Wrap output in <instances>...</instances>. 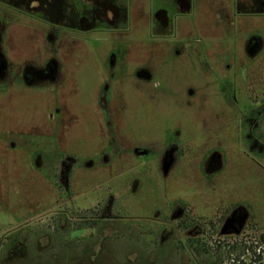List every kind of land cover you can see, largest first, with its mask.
Here are the masks:
<instances>
[{
    "label": "rangeland",
    "instance_id": "374dc122",
    "mask_svg": "<svg viewBox=\"0 0 264 264\" xmlns=\"http://www.w3.org/2000/svg\"><path fill=\"white\" fill-rule=\"evenodd\" d=\"M232 3L194 0L157 34L136 1L124 28L101 33L0 3V264L264 251V14Z\"/></svg>",
    "mask_w": 264,
    "mask_h": 264
},
{
    "label": "flooded vegetation",
    "instance_id": "af4514ba",
    "mask_svg": "<svg viewBox=\"0 0 264 264\" xmlns=\"http://www.w3.org/2000/svg\"><path fill=\"white\" fill-rule=\"evenodd\" d=\"M135 1L144 4L142 8L147 5V16L152 20L156 34V31L171 32L179 15H191L194 3V0H157L155 7L151 5L152 0H0V3L14 10V14L40 20L50 26L75 32L101 33L124 28L133 13ZM232 5L237 14H264V0H233Z\"/></svg>",
    "mask_w": 264,
    "mask_h": 264
},
{
    "label": "trees",
    "instance_id": "16d2710c",
    "mask_svg": "<svg viewBox=\"0 0 264 264\" xmlns=\"http://www.w3.org/2000/svg\"><path fill=\"white\" fill-rule=\"evenodd\" d=\"M227 88L230 89L229 84L227 85ZM258 111L259 110H253V111L249 112L245 116L246 119H251L253 121L254 119H256L258 117ZM251 124L252 123H249V125H251ZM243 125H245V123ZM185 226L186 225H181V227H185ZM187 243H188V246L191 247L192 249H194L195 253H197L198 255L210 253V248L207 246V244L204 242V240L202 238H199V237L188 238ZM223 244H224L223 242H219V245H217L218 248L220 249V247ZM228 247H229L228 252L230 254L237 252V250H236L238 248L237 243L236 244L232 243ZM248 247L251 248V246H248ZM242 253H244V252H242ZM236 259H238V263H235ZM231 260H232V263H230V264H256L257 261L264 260V251L263 250H262V252L252 251V257L250 258V260L248 262L240 259L239 256H237L235 259H231Z\"/></svg>",
    "mask_w": 264,
    "mask_h": 264
}]
</instances>
